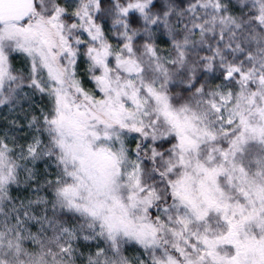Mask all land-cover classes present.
Returning a JSON list of instances; mask_svg holds the SVG:
<instances>
[{
    "label": "snow or ice",
    "instance_id": "snow-or-ice-1",
    "mask_svg": "<svg viewBox=\"0 0 264 264\" xmlns=\"http://www.w3.org/2000/svg\"><path fill=\"white\" fill-rule=\"evenodd\" d=\"M0 264H264V0H0Z\"/></svg>",
    "mask_w": 264,
    "mask_h": 264
}]
</instances>
